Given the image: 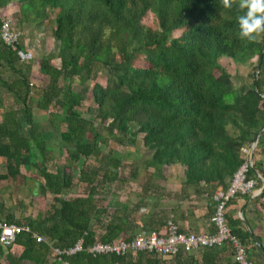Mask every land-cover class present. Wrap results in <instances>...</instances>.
Here are the masks:
<instances>
[{"label": "trees", "instance_id": "16d2710c", "mask_svg": "<svg viewBox=\"0 0 264 264\" xmlns=\"http://www.w3.org/2000/svg\"><path fill=\"white\" fill-rule=\"evenodd\" d=\"M9 4L13 16L5 14ZM242 14L236 3L224 8L221 0H0V24L9 18L19 30L17 20L20 26L48 23L57 43L56 51L40 59L36 73L33 58L21 61L0 39V157L5 163L0 187L26 182V171L35 173L32 199L51 196L48 210L37 214L35 224L29 222L45 241L19 233L15 241L24 250L18 257L9 255L7 264H22L37 250L70 248L78 240L82 251L62 255L69 264H161L165 256L148 251L92 255L86 248L96 241L129 240L139 229H164L169 215L153 214V170L159 175L164 167L180 165L178 197L184 198L187 188L226 187L244 161L241 147L264 128V34L257 41L241 39L237 17ZM21 39L22 34L20 48L25 49ZM221 57L255 62L252 85L233 88L231 75L217 63ZM55 58L59 66L52 64ZM37 77L41 86L33 93ZM88 97L87 111L102 130L84 116ZM35 108L47 113L50 124L64 126L61 137L69 147L63 162L41 134L24 133L35 127ZM136 138L153 150L145 162L152 182L138 193L129 191L126 202L110 210L108 196L137 178L138 167L124 175L123 160L109 141L135 144ZM262 152L264 143L257 142L247 174L257 186L255 171L264 179V162L255 156ZM91 156L93 165L85 161ZM81 159L85 162L75 177L72 171ZM260 194L264 197V189ZM227 224L249 243L248 232ZM188 255L179 251L167 257L176 263L194 259Z\"/></svg>", "mask_w": 264, "mask_h": 264}, {"label": "crops", "instance_id": "0c3cea01", "mask_svg": "<svg viewBox=\"0 0 264 264\" xmlns=\"http://www.w3.org/2000/svg\"><path fill=\"white\" fill-rule=\"evenodd\" d=\"M25 24L29 25L32 23L27 22ZM22 29L23 31L19 29L22 34L21 44L25 49L33 53L38 65L43 56L39 57L38 51L36 50L35 53V49L30 47L25 37V28L23 27ZM257 142L264 143V131L259 135ZM255 159L257 162H264V153H259L255 156ZM2 162L4 163L3 159L0 157V163ZM3 163L0 166V172L5 171V163ZM125 169L126 166L123 167V172ZM145 170L148 171V174L141 173V169L138 168L139 172L137 178L139 179H137V186H132L131 180H128L127 187L119 190L117 195L108 196L106 202L110 210L114 209L115 206H120L125 203L126 201L124 200L127 199V193L129 191L132 194L133 192L138 193L142 185L148 184V180L149 183L152 182L150 179L152 169L149 168ZM181 175L182 167L178 164L164 167L159 175L153 170V214L163 212L164 216L172 215L179 230L182 232L213 233L215 230L213 224L215 202L212 199L214 190L210 189L209 186H201L197 188V190L187 188L186 194L188 195L184 198L178 197V192H180L182 187ZM34 178V176H28V179L24 180L26 182L22 184V189L27 191V197L25 198L27 201L32 197L31 191H36ZM15 186L18 188L21 187L18 184L15 185L12 181L5 187H0V221L7 222L11 220L18 225L20 223V225L28 226L30 225L29 222L35 224L37 221V214L42 211H38L36 215H30L27 211L23 214L20 208L22 207V203L18 200L17 192H14ZM261 186L262 182L261 185L257 186L253 191L232 198L227 204L226 210L227 222L235 224L237 227L241 228V230L248 232L249 243L246 247L248 256L253 264H264V197L260 194L263 190L259 191ZM150 202H152V200H150ZM26 205L28 207V204ZM146 210L147 209H145V211ZM42 213L44 214V211ZM155 217L156 216H154V218ZM159 223L160 221L156 225H160ZM159 229L161 230L162 227ZM42 238L44 239L43 241H45L43 236ZM35 241L38 242L36 239ZM225 243L229 242H224L211 251L198 249L188 252V256L194 258L193 260L185 258L178 260V263H176V261L170 260L171 257H163V259H161V264H235L232 246L230 247ZM23 250L24 246L17 241H14L8 247H4L0 244V264H7L9 255L18 257ZM52 261H56L53 251L46 254L43 250L42 252L37 250L33 252L31 257L24 258L21 263L48 264Z\"/></svg>", "mask_w": 264, "mask_h": 264}, {"label": "built area", "instance_id": "2783aa9c", "mask_svg": "<svg viewBox=\"0 0 264 264\" xmlns=\"http://www.w3.org/2000/svg\"><path fill=\"white\" fill-rule=\"evenodd\" d=\"M20 37L21 32L15 29L14 22L9 18H3L0 24V39L2 42L16 52L21 61L32 59L33 53L30 50L20 48ZM256 144L257 142H252L248 146L241 147L244 161L233 173L227 186L217 188L212 194V199L215 202L213 213L215 230L213 233L182 232L179 230L173 216L169 215L164 229L160 232H148L144 229H139L129 240L117 238L110 242L96 241L88 246L86 251L92 255L109 253L126 255L135 254L138 251H148L158 256L167 257L173 256L179 251L190 252L203 247L230 242L234 259L238 264H253L248 256L246 245L231 233L226 220V210L227 204L232 198L237 195H245L257 187L258 180L247 175L254 166L253 160H250V155L252 148H256ZM259 180L262 182L261 179ZM21 232L29 233L38 242L44 240L41 235L34 232L28 225L0 221V244L8 247ZM83 249L81 240H78L72 247L67 249L54 248L53 254L56 257V261L48 264H69L68 261L62 259V255H72Z\"/></svg>", "mask_w": 264, "mask_h": 264}, {"label": "rangeland", "instance_id": "374dc122", "mask_svg": "<svg viewBox=\"0 0 264 264\" xmlns=\"http://www.w3.org/2000/svg\"><path fill=\"white\" fill-rule=\"evenodd\" d=\"M8 8L9 10L5 14L13 16L14 15L13 13H15V11H13V5L9 4ZM16 23L18 24V25H15L16 28L19 27L18 29H20L21 31H23L22 29L23 27L25 28L24 32L26 34L25 37L28 40V44L30 45L31 48L35 49V53H36V50L38 51L39 57H42V56L45 57L48 53L56 51L57 43L51 37V30H50L48 23H45V24L43 23L40 25L32 23L29 25L25 24V26L22 24L21 25L22 27L20 26L21 23L19 24L18 20L16 21ZM32 61L34 62L33 63L34 72L37 73L38 67H37V62L35 60V57H33ZM51 62L53 65H57V66L60 65V61L58 58L53 59ZM217 63L221 67H223L227 72H229L232 78V82H233L232 86L236 90L247 88L252 85L251 74L253 73L254 66L256 64L255 62L253 64H250L249 62L242 64V63L234 62L229 57H221L217 61ZM104 75L105 74L102 72L99 73L98 80L103 82ZM261 77L264 79V73L261 75ZM39 78L40 77H37L35 78V80H33L34 82L33 93L37 92L38 88L41 86L40 80H38ZM234 93L235 92L229 93L227 99L232 100ZM90 102H91V98L88 97L83 103L82 111L84 113V116L88 118H92L95 122V127L98 130H102V126L99 120L94 118L93 114L87 111V107L90 105ZM33 116L35 120V127H27L24 133L27 135L32 134V133L41 134L43 139L46 142V147L54 152L56 158L60 160V162H63L64 161L63 158L66 156L65 149L69 147V144L65 142L61 137V132L64 131L65 129L64 126L57 124V123L50 124L47 120V113L41 110L38 111L36 108L33 109ZM262 132L260 134H262ZM140 142L141 141L139 138H136L135 144H126V145H119L113 140L109 141V145H110L109 147L117 151V153L121 156L124 165L126 166V169L124 170L125 175L129 176L130 170L134 166H137L138 168H140L141 173L148 174V171L145 170L146 169L145 162H147V160L150 159L153 150L151 147L143 146ZM108 149H109L108 147H103V150L105 152H107ZM93 158L94 157L91 156L90 158L86 159L85 160L86 163L93 165V163L95 162ZM85 161L81 159L80 161H78L76 166H74L72 172L75 175V177L77 176L76 174L78 173L79 166H81L82 163ZM2 163H0V166ZM75 167L77 168V170L75 169ZM23 173H24V170H23ZM24 174L27 177L28 176L30 177V176H34L35 173H30V172L25 171ZM137 179L139 178H133V177L129 178V180H131L130 182L132 183V186H137L136 185ZM12 182H14L15 185L18 184L19 186H21L20 188L15 186L14 192H17L18 200L20 203H22L21 204L22 207L20 208L22 209L23 214L27 211L28 214L30 215L31 214L36 215L38 211L43 212L49 208V204L51 202V196L49 194L43 198H39L35 200H33L31 197L30 200L28 199L29 201H27L25 200V198L27 197V191L22 189L23 179H19L18 182H15V181H12ZM76 190H77V187L76 186L73 187V192H75ZM26 204H28V207Z\"/></svg>", "mask_w": 264, "mask_h": 264}, {"label": "clouds", "instance_id": "9594fccd", "mask_svg": "<svg viewBox=\"0 0 264 264\" xmlns=\"http://www.w3.org/2000/svg\"><path fill=\"white\" fill-rule=\"evenodd\" d=\"M221 3L224 8H231L236 3L243 12L237 17L241 39L257 41L264 34V0H221Z\"/></svg>", "mask_w": 264, "mask_h": 264}, {"label": "water", "instance_id": "95a60500", "mask_svg": "<svg viewBox=\"0 0 264 264\" xmlns=\"http://www.w3.org/2000/svg\"><path fill=\"white\" fill-rule=\"evenodd\" d=\"M258 67H259V66H258ZM256 88H257V87H256ZM263 130H264V128L258 133L256 139L254 140L255 143L257 142V139H258L260 133H261ZM254 153H255V147H253L252 150H251V155H250V160H251V161L254 159ZM255 173H256V176H257L259 179L262 180V186H261L260 189H259V191H262V190L264 189V181H263L264 179L262 178V176H261L257 171H255Z\"/></svg>", "mask_w": 264, "mask_h": 264}]
</instances>
